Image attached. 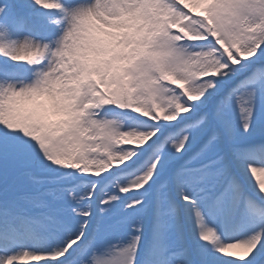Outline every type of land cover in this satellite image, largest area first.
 <instances>
[{
	"label": "snow or ice",
	"instance_id": "snow-or-ice-1",
	"mask_svg": "<svg viewBox=\"0 0 264 264\" xmlns=\"http://www.w3.org/2000/svg\"><path fill=\"white\" fill-rule=\"evenodd\" d=\"M0 264H264V0H0Z\"/></svg>",
	"mask_w": 264,
	"mask_h": 264
}]
</instances>
